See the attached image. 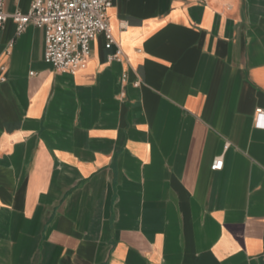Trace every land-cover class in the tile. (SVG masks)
Instances as JSON below:
<instances>
[{
    "label": "crops",
    "instance_id": "crops-1",
    "mask_svg": "<svg viewBox=\"0 0 264 264\" xmlns=\"http://www.w3.org/2000/svg\"><path fill=\"white\" fill-rule=\"evenodd\" d=\"M110 2L73 73L0 32V264H264V0Z\"/></svg>",
    "mask_w": 264,
    "mask_h": 264
},
{
    "label": "built area",
    "instance_id": "built-area-1",
    "mask_svg": "<svg viewBox=\"0 0 264 264\" xmlns=\"http://www.w3.org/2000/svg\"><path fill=\"white\" fill-rule=\"evenodd\" d=\"M110 0H31L26 13L3 10L4 0H0V32L7 19L16 24L17 33L28 24L43 30V60L60 73H73L84 67L90 55L91 42L98 34L105 37L106 48L116 45V51L109 58H118L120 50L114 40L108 23L107 9ZM5 68L0 64V81H4ZM135 84H138L136 82ZM257 118L264 110H255ZM222 160L216 158L211 169H221Z\"/></svg>",
    "mask_w": 264,
    "mask_h": 264
}]
</instances>
